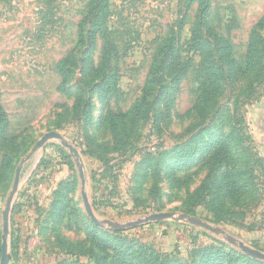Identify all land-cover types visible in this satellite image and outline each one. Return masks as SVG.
I'll use <instances>...</instances> for the list:
<instances>
[{
    "label": "rangeland",
    "instance_id": "374dc122",
    "mask_svg": "<svg viewBox=\"0 0 264 264\" xmlns=\"http://www.w3.org/2000/svg\"><path fill=\"white\" fill-rule=\"evenodd\" d=\"M88 2L0 0V106L8 118L0 137V257L4 236L8 264H109L129 245L148 247L160 264H198L197 254L207 248L235 254L234 259L217 254L221 264L264 262L239 247L264 253V169L251 155L255 150L264 165V68L261 74L223 81L217 105L201 121L193 109L203 82L200 55L188 46L197 0H109L93 57L97 66L106 42L114 45L116 91L110 108L127 111L142 96L154 53L180 20V56L188 63L173 93L165 131H154L155 101L148 115L130 124L127 147L118 149L103 122L98 79L86 64L89 43H76ZM209 24L214 34L230 41L234 57L243 62L249 47L259 48L264 38V0H210ZM66 58L68 93L60 89L59 64ZM79 99L88 104L86 116L74 115ZM234 119L251 141L231 144L230 160L217 171L208 194L194 204L191 193L210 166L204 147L230 132ZM199 129L205 133L193 165L177 169L188 160L176 158L171 149ZM50 131L62 139L39 147L38 140ZM18 168L20 185L8 202ZM228 168L234 179L238 171L244 173L238 178L242 187L234 193L220 189ZM174 169L181 180L177 186L168 176ZM84 197L99 224L86 214ZM158 212L173 217L136 222Z\"/></svg>",
    "mask_w": 264,
    "mask_h": 264
},
{
    "label": "trees",
    "instance_id": "16d2710c",
    "mask_svg": "<svg viewBox=\"0 0 264 264\" xmlns=\"http://www.w3.org/2000/svg\"><path fill=\"white\" fill-rule=\"evenodd\" d=\"M109 0H89L87 10L81 24L78 26L77 42L89 43L86 51V64L88 69L95 74L98 79V96L105 112L103 122L110 129L112 139L116 148L124 149L128 145L132 128L130 124L145 115H148L154 107L155 101L159 102V108L155 114L154 131L161 134L170 123V111L173 103V93L176 85L185 75L188 63L182 59L179 50L180 30L183 20L171 26L168 35L163 39L154 53L151 63L150 75L146 80L142 96L127 111H115L110 108V100L116 91V75L111 67V52L114 45L106 42L102 48L100 61L95 65L93 52L95 48L96 35L100 28L106 23L108 17ZM198 8L196 18L190 29L189 49L200 55V64L203 74L202 86L195 99L193 109L201 121H203L215 108L219 96L224 91L223 81L235 82L247 74L256 71L261 74L264 68V38L261 39L259 48L251 45L245 55L243 62L236 60L230 41L218 34H214L209 24L210 0H197ZM68 59H64L59 64L62 75L61 90L68 93L66 82L69 70L66 67ZM168 77V79H166ZM157 94V98L155 97ZM89 114L88 104H84L83 99H79L74 106L75 116H86ZM8 127V118L0 106V137H4ZM196 128V126H195ZM204 131L199 129L189 139L182 144H177L171 149V153L178 159L187 157V163H179L177 169L189 168L193 165V156L197 151L198 140L204 135ZM251 141L250 136L245 134L234 119L232 130L221 134L211 143L205 145L203 153L208 154L210 166L201 184L191 193L190 202L198 204L203 197L208 194L209 185L212 184L217 171L227 160L231 158V144L235 141L244 143ZM251 152L253 163H260L264 169L262 161L255 157L257 152ZM243 171L236 173L231 168L222 172L223 183L220 189L225 193H234L241 189L242 183L238 178L243 175ZM169 180L172 185L177 186L181 180L176 176V169L170 170ZM157 184L154 183L153 187ZM210 211L213 210L210 208ZM225 253V257L234 259L233 252L222 249L207 248L197 256L200 260L198 264H221L219 253ZM255 264H264L259 260H252ZM162 261L152 253L146 246L129 245L119 252V257L109 264H160ZM164 264H183L178 261H165Z\"/></svg>",
    "mask_w": 264,
    "mask_h": 264
},
{
    "label": "water",
    "instance_id": "95a60500",
    "mask_svg": "<svg viewBox=\"0 0 264 264\" xmlns=\"http://www.w3.org/2000/svg\"><path fill=\"white\" fill-rule=\"evenodd\" d=\"M62 137L58 132L55 131H50L47 133H44L43 136L38 140L37 145L39 147H42L47 141L49 140H61ZM62 144L66 147H68L71 151V153L76 156L77 151L68 143L66 142H62ZM77 161V158H76ZM80 169V173L82 172V168L79 166ZM19 172H20V168L17 169L15 177H14V181H13V185H12V189L9 193V197H8V202H11L14 200L15 195H16V191L20 185V181H19ZM83 204L85 207V211L86 214L89 216V218L96 224H99L98 221V216L93 212V209L90 205V203L88 202L87 197L83 198ZM10 211V207H8L7 212L3 213V232L6 233L8 231V224H9V218H8V213ZM170 217H173V213L170 212H158V213H152L149 214L143 218L138 219L136 222L139 223H147V222H151V221H158V220H164V219H168ZM179 217H184V215H179ZM196 222V221H195ZM239 247L249 256L256 258V259H260L262 261H264V253L253 249L247 245H243L240 244ZM7 242H6V238L3 236V243L1 246V257H0V264H8L9 262V254H8V250H7Z\"/></svg>",
    "mask_w": 264,
    "mask_h": 264
}]
</instances>
